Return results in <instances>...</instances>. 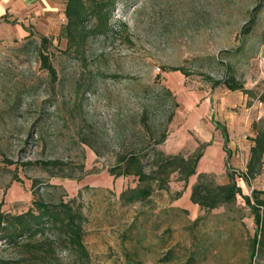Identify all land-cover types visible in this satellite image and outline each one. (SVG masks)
Listing matches in <instances>:
<instances>
[{
  "label": "rangeland",
  "instance_id": "1",
  "mask_svg": "<svg viewBox=\"0 0 264 264\" xmlns=\"http://www.w3.org/2000/svg\"><path fill=\"white\" fill-rule=\"evenodd\" d=\"M112 26L83 53L67 51L44 22L0 42V212L25 213L35 197L73 199L85 218L88 264H264L260 252L251 258L256 225L241 196L209 211L189 200L200 173L223 184L229 170L242 194L264 190V157L248 184L239 177L264 106L213 85L232 76L255 95L263 90L264 0H120ZM206 143L186 186L173 173L168 188L152 185L145 201L120 200L138 183L109 173L121 156L141 155L149 172L153 150L188 157ZM35 161L60 164H26ZM54 237L48 230L16 244L0 239V260L75 264Z\"/></svg>",
  "mask_w": 264,
  "mask_h": 264
},
{
  "label": "trees",
  "instance_id": "2",
  "mask_svg": "<svg viewBox=\"0 0 264 264\" xmlns=\"http://www.w3.org/2000/svg\"><path fill=\"white\" fill-rule=\"evenodd\" d=\"M120 0H64L63 15L65 22L61 27L60 35L67 41V51L83 53L87 42L91 38L107 37L113 33V10ZM246 32L249 30L246 28ZM41 46L49 43L46 36L40 37ZM42 68L55 79L56 72L48 54L40 53ZM172 71H181L183 68H171ZM214 87L223 85L230 91H240L256 98L264 106V88L260 94L255 95L245 88L244 84L230 76L223 80L215 81ZM256 135L253 145L249 150V159L245 172L239 177L248 184L250 179L260 173L264 157V121L254 124ZM223 150L229 154L226 148L227 134L222 128ZM165 135L155 142L160 144ZM209 143L202 144L190 156L165 155L163 152L153 150L152 164L149 172L145 171L142 156L139 154H127L119 158V165L109 170L114 177L134 176L137 185L121 192L120 200L124 203L143 202L152 192V185L157 189H167L169 178L173 173L186 186L188 179L196 175L197 165L203 156V148ZM28 165H36L42 168L55 167L59 161H35ZM24 164V165H26ZM227 165V162H226ZM228 170V183L218 184L210 173H200L196 182L191 187L189 200L193 205L209 211L223 205L234 204L237 196H241L245 205L253 215L256 225L254 237L251 241V258L258 252L264 254V190L252 189L250 195L242 194L241 187L237 185L235 176ZM36 183V182H35ZM182 192H177L174 199H178ZM85 218L79 206H74V200H59L55 203H47L41 198H33L32 207L25 213L10 215L0 212V239L11 244H16L20 239H33L38 234L51 231L54 239L63 245L68 252L73 254L75 264H88L89 253L83 243V224ZM0 264H6L0 260ZM251 264V263H250Z\"/></svg>",
  "mask_w": 264,
  "mask_h": 264
},
{
  "label": "crops",
  "instance_id": "3",
  "mask_svg": "<svg viewBox=\"0 0 264 264\" xmlns=\"http://www.w3.org/2000/svg\"><path fill=\"white\" fill-rule=\"evenodd\" d=\"M63 10L64 0H0V42L26 37L38 22L52 26L50 35L60 34Z\"/></svg>",
  "mask_w": 264,
  "mask_h": 264
},
{
  "label": "built area",
  "instance_id": "4",
  "mask_svg": "<svg viewBox=\"0 0 264 264\" xmlns=\"http://www.w3.org/2000/svg\"><path fill=\"white\" fill-rule=\"evenodd\" d=\"M261 67H262V69L264 70V59H263V62H262Z\"/></svg>",
  "mask_w": 264,
  "mask_h": 264
}]
</instances>
